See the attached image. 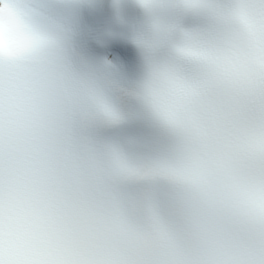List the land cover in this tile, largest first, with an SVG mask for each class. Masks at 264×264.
Segmentation results:
<instances>
[{
    "label": "clouds",
    "instance_id": "obj_1",
    "mask_svg": "<svg viewBox=\"0 0 264 264\" xmlns=\"http://www.w3.org/2000/svg\"><path fill=\"white\" fill-rule=\"evenodd\" d=\"M0 264H264V0H0Z\"/></svg>",
    "mask_w": 264,
    "mask_h": 264
}]
</instances>
